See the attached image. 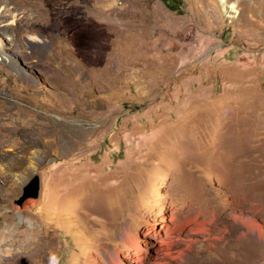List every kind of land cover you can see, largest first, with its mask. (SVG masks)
<instances>
[{
    "label": "rangeland",
    "instance_id": "1",
    "mask_svg": "<svg viewBox=\"0 0 264 264\" xmlns=\"http://www.w3.org/2000/svg\"><path fill=\"white\" fill-rule=\"evenodd\" d=\"M3 1L0 264H264V0Z\"/></svg>",
    "mask_w": 264,
    "mask_h": 264
},
{
    "label": "bare ground",
    "instance_id": "2",
    "mask_svg": "<svg viewBox=\"0 0 264 264\" xmlns=\"http://www.w3.org/2000/svg\"><path fill=\"white\" fill-rule=\"evenodd\" d=\"M3 1V0H2ZM4 2V1H3ZM68 2V1H67ZM4 6L2 5V3L0 4V9L2 8L4 11H9V8H8V5H7V2H4ZM67 5V4H66ZM64 8V7H62ZM65 11V10H64ZM64 13V12H63ZM42 19V18H41ZM39 20V19H38ZM43 22V21H42ZM40 23V22H39ZM40 25V24H39ZM49 25H52V27H56L53 26L52 23H49ZM60 28V27H59ZM54 30H57L58 32H60L58 28H54ZM65 32V31H64ZM0 58L2 60H7L8 56L4 53V51L2 50V45L0 44ZM41 158V149H35V150H32L30 151L27 155H26V158H23L21 160V163H20V166H21V169H22V172L19 174V177L23 180V181H28L30 180V178L32 177L33 175V170H34V167L35 165L37 164V161ZM7 162V158L6 157H0V167H3L4 164ZM236 174L234 175H230V177L232 178H235L237 180V183L239 180H242L243 177H239V175H237L238 171L235 172ZM239 177V178H238ZM235 180V181H236ZM233 182H235L234 180H232ZM231 182V181H230ZM241 182V181H240ZM245 184V183H244ZM237 185V184H236ZM235 186V185H234ZM237 187V186H235ZM244 187V186H242ZM241 187V188H242ZM240 188V187H238ZM193 192H194V195L197 194L198 196H202L203 194V189L202 187H200L199 185H194L193 187ZM192 195V194H191ZM26 202H30V203H33L34 202V199L33 198H28L26 200ZM25 202V203H26ZM23 207L25 206V204L23 203L22 205ZM207 223L206 222H199V226L196 228H194L193 230L195 231H209V228L208 226L206 225ZM246 226L249 228V230L251 232H257V236L261 239L264 240V231L262 229L261 226H258L256 224V222L254 221H250L249 223L246 224ZM159 231V230H158ZM157 232V231H156ZM156 235V234H155ZM157 240L159 239L160 241V244L162 245L163 248H161L159 246V250H166L167 248H170L172 246V242H170L169 238L166 237V236H163L161 234V232H159V234H157ZM168 251V250H167ZM164 252V251H162ZM164 258V257H163ZM114 260V259H113ZM115 262V261H114ZM117 264V263H116Z\"/></svg>",
    "mask_w": 264,
    "mask_h": 264
},
{
    "label": "water",
    "instance_id": "3",
    "mask_svg": "<svg viewBox=\"0 0 264 264\" xmlns=\"http://www.w3.org/2000/svg\"><path fill=\"white\" fill-rule=\"evenodd\" d=\"M40 189V178L38 174H34L30 180H28L22 189V194L17 198L16 203L22 205L28 198H37Z\"/></svg>",
    "mask_w": 264,
    "mask_h": 264
}]
</instances>
